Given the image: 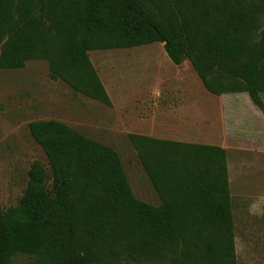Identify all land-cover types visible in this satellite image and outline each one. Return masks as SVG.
Returning a JSON list of instances; mask_svg holds the SVG:
<instances>
[{"label":"trees","instance_id":"obj_1","mask_svg":"<svg viewBox=\"0 0 264 264\" xmlns=\"http://www.w3.org/2000/svg\"><path fill=\"white\" fill-rule=\"evenodd\" d=\"M161 42L214 95L245 92L264 115V0H0L3 69L48 75L110 105L89 52ZM34 160L16 205L0 204V264H237L226 150L129 134L159 204L136 198L111 146L55 119L28 123Z\"/></svg>","mask_w":264,"mask_h":264},{"label":"rangeland","instance_id":"obj_2","mask_svg":"<svg viewBox=\"0 0 264 264\" xmlns=\"http://www.w3.org/2000/svg\"><path fill=\"white\" fill-rule=\"evenodd\" d=\"M90 60L110 105L49 78L45 60L3 69L0 77V204H17L34 160L46 165L28 123L55 119L118 152L134 196L159 198L129 134L225 145L237 264H264V115L245 92L209 93L188 60L174 64L163 43L94 50ZM264 101V92L261 94ZM182 106V109L180 108ZM178 110V111H177ZM19 253L13 264H27ZM127 264H172L163 254Z\"/></svg>","mask_w":264,"mask_h":264},{"label":"crops","instance_id":"obj_3","mask_svg":"<svg viewBox=\"0 0 264 264\" xmlns=\"http://www.w3.org/2000/svg\"><path fill=\"white\" fill-rule=\"evenodd\" d=\"M180 108L182 109V106H180ZM177 111H178V110H177ZM170 140L181 141V140H179V139H170ZM182 142H183V141H182ZM202 144H206V143H202ZM210 145H212V144L210 143ZM217 146H220V147H222V148L225 147V145H217Z\"/></svg>","mask_w":264,"mask_h":264}]
</instances>
